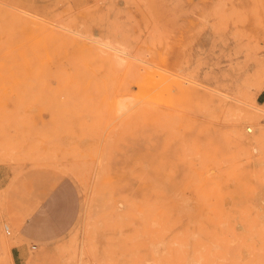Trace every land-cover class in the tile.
Listing matches in <instances>:
<instances>
[{
    "label": "rangeland",
    "instance_id": "obj_1",
    "mask_svg": "<svg viewBox=\"0 0 264 264\" xmlns=\"http://www.w3.org/2000/svg\"><path fill=\"white\" fill-rule=\"evenodd\" d=\"M0 166L75 190L17 264H264V0H0Z\"/></svg>",
    "mask_w": 264,
    "mask_h": 264
},
{
    "label": "crops",
    "instance_id": "obj_2",
    "mask_svg": "<svg viewBox=\"0 0 264 264\" xmlns=\"http://www.w3.org/2000/svg\"><path fill=\"white\" fill-rule=\"evenodd\" d=\"M0 191V223L8 222L15 233L6 239L12 245L9 258L13 264L25 259L29 244L58 239L73 222L75 190L66 178L49 169L29 168L18 174L0 166ZM8 229L5 226L7 233ZM2 239L0 230V249H4Z\"/></svg>",
    "mask_w": 264,
    "mask_h": 264
},
{
    "label": "bare ground",
    "instance_id": "obj_3",
    "mask_svg": "<svg viewBox=\"0 0 264 264\" xmlns=\"http://www.w3.org/2000/svg\"><path fill=\"white\" fill-rule=\"evenodd\" d=\"M246 105H247V104H246ZM249 117L252 118L253 116L249 114ZM100 155H101V154H100ZM46 157H47V156H46ZM103 157H105V156H103ZM50 158H51V157H50ZM101 158H102V157H101ZM34 159H36V158H34ZM47 159H49V158H47ZM47 159H46V160H47ZM102 159H103V158H102ZM44 160H45V158L43 159V161H44ZM46 160H45V161H46ZM32 161H33V160H32ZM39 161H42V159L39 160ZM33 162H35V161H33ZM50 162H51V161H50ZM64 170H65V169H64ZM194 186H195V185H194ZM211 194H212V193H211ZM209 196H210V194H209ZM134 214H135V213H134ZM183 219H184V218H183ZM160 225H161V224H160ZM196 239H197V238H196ZM133 247H134V245H133ZM4 249H6V248H4ZM8 249H9V248H8ZM6 250H7V249H6ZM71 252H73V251L71 250ZM73 254H74V253H73ZM174 256H175V255H174ZM9 257H11V256H9ZM70 258H71V257H70ZM33 262H34V261H33ZM35 263H36V262H34V264H35Z\"/></svg>",
    "mask_w": 264,
    "mask_h": 264
},
{
    "label": "built area",
    "instance_id": "obj_4",
    "mask_svg": "<svg viewBox=\"0 0 264 264\" xmlns=\"http://www.w3.org/2000/svg\"><path fill=\"white\" fill-rule=\"evenodd\" d=\"M34 249V248H33Z\"/></svg>",
    "mask_w": 264,
    "mask_h": 264
}]
</instances>
